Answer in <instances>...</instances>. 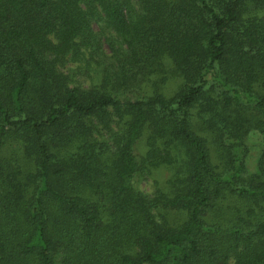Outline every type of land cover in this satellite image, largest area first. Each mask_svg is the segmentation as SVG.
I'll use <instances>...</instances> for the list:
<instances>
[{"label": "trees", "instance_id": "1", "mask_svg": "<svg viewBox=\"0 0 264 264\" xmlns=\"http://www.w3.org/2000/svg\"><path fill=\"white\" fill-rule=\"evenodd\" d=\"M254 131L264 0H0V264H264Z\"/></svg>", "mask_w": 264, "mask_h": 264}, {"label": "rangeland", "instance_id": "2", "mask_svg": "<svg viewBox=\"0 0 264 264\" xmlns=\"http://www.w3.org/2000/svg\"><path fill=\"white\" fill-rule=\"evenodd\" d=\"M95 28H98L97 25ZM178 81L168 84L167 91L171 95L178 88ZM249 146L252 148L249 159V167L254 169L257 156L259 153V147L264 144V136L258 132H252L247 140ZM144 150V141H141L138 145L136 152L140 154ZM170 175V171L167 167H161L153 169L150 174H138L135 177V184L143 190L145 193L153 196L156 190L157 181L163 184L165 179Z\"/></svg>", "mask_w": 264, "mask_h": 264}]
</instances>
